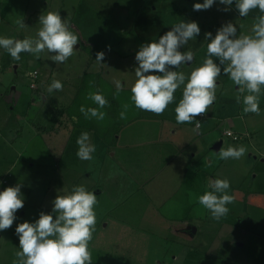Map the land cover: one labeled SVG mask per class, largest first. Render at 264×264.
<instances>
[{
    "label": "rangeland",
    "instance_id": "obj_1",
    "mask_svg": "<svg viewBox=\"0 0 264 264\" xmlns=\"http://www.w3.org/2000/svg\"><path fill=\"white\" fill-rule=\"evenodd\" d=\"M126 1L0 0V36L36 39L41 28L40 15L53 11L60 12L79 37L74 55L62 64L52 61V54L47 50L40 59L22 53L21 59L14 61L5 50L0 49V181L4 189L18 183L22 185L25 207L17 213L21 218L18 222L34 220L42 211L51 212L52 200L58 189L71 190L74 185L84 184L89 191H95L98 200L97 223L89 243L93 264H178L181 248L187 247L189 251L193 248V236H200V231L206 229L203 236L211 233L208 238L212 235L223 237V230L219 223L218 228H201L193 215V212H198L193 210V205L199 204L198 197L211 190L203 177L194 178L196 188L190 190L187 200H182V194L188 192L186 183L183 184L184 172L190 171L186 179L190 182L199 168L193 165L202 159L197 157L193 162L186 160L191 158L192 153L203 149V143L192 142L191 146H185V150H182L172 136L174 131H170L169 125L158 136L157 130L161 129L156 130L159 125L156 123L160 121L161 124L162 119L154 124L141 122L143 116L140 114L146 111L135 107L130 99L132 93H128L131 90L123 88L117 91L114 88L117 82H126L124 85L128 87L135 76L131 68L133 60H128L126 56L136 50L139 39L129 33L124 22V25L119 24L116 16L123 10L133 12ZM196 2L202 3L203 0H157L156 6L165 3L162 22L169 28L182 20H194L205 33L209 32L207 28L210 27L215 34L230 16L236 20L238 27L241 22L245 28L252 29L256 22V17L250 19L249 15L247 20L240 21L242 18L234 11V5L230 12L220 11L219 8L223 6L219 5L209 10L194 11ZM19 20H24L25 27H19ZM101 50L106 52L103 64L95 58ZM206 53L205 47L196 52L199 61L193 68L202 63ZM10 62L16 65L6 66L5 63ZM30 72H37V78H30L27 75ZM54 79L63 82V90L57 97L44 94L47 96L44 99L41 93L48 91ZM73 89L76 90L71 93ZM96 91L102 92L109 102L102 109L107 113L103 121L85 118L80 112L82 105L97 107L87 99L90 92ZM54 93L50 92L52 95ZM238 95L237 86L227 76L218 77L217 100L214 103L216 116L204 113L208 125L204 132L216 143L210 146L212 149L207 148L214 164L210 168L205 164L203 166L206 172L216 171L220 177L223 171L220 172L219 168L227 162L229 172L226 174L232 177V184L237 183V188L242 187L232 190L231 194L240 202L249 198L251 202L255 201L253 206H264V92L260 96V114L244 113L243 105L236 101ZM181 98H177L175 103ZM175 103L168 106V113ZM124 105H128L127 119L120 121L118 119ZM168 117L171 118V115ZM210 117L216 123L212 124ZM183 129L192 133L193 138L200 139L191 124ZM85 131L96 146L91 160H81L76 155L77 138ZM227 131L233 132L238 141L225 135L223 138L222 134ZM219 132L222 134L219 135ZM99 137L106 143L102 151H99ZM68 138L70 142L67 146ZM221 141H225V149L231 143L235 147L245 146L247 152L240 159H221ZM127 145L130 147L129 153L122 156ZM107 157H112L114 161ZM238 173L242 174V179ZM223 220L225 218L219 221L223 223ZM15 227L16 223L12 228L0 232V264H13L17 259L16 253L20 249ZM229 231L224 235L232 236ZM181 237L185 239L183 243L179 239ZM201 240L197 238L194 246ZM227 241L220 238L219 244ZM198 257L202 259L204 255L198 254ZM201 259L191 258L189 264H199ZM219 260L224 264H227L226 260L229 261Z\"/></svg>",
    "mask_w": 264,
    "mask_h": 264
},
{
    "label": "clouds",
    "instance_id": "obj_2",
    "mask_svg": "<svg viewBox=\"0 0 264 264\" xmlns=\"http://www.w3.org/2000/svg\"><path fill=\"white\" fill-rule=\"evenodd\" d=\"M214 5L223 6L220 11H238L246 18L251 10L259 9L251 35L240 31L231 21L219 27L215 34H204L207 53L202 63L194 67L189 75L179 71L181 65L194 63L192 51H182L189 41L198 38L201 27L197 21L182 20L158 39L143 43L135 54V82L131 86V101L136 108L163 114L168 106L176 102L175 93L183 86L182 98L174 109L178 124L195 123L201 114L207 113L216 100L218 77L227 76L240 93L237 103L243 105L244 113L260 114V96L264 92V0H203L193 5L194 11L209 10ZM20 28L25 27L24 20L17 21ZM40 30L36 39L26 37L16 39L0 36V49L5 50L14 61L21 59L22 53H28L40 59L45 50L52 54L56 64H62L74 55L79 43L78 35L71 30L60 12H43L39 17ZM106 52L96 54V60L102 63ZM103 64V63H102ZM33 79L37 72H30ZM63 82L54 79L48 86V92L62 90ZM124 84L117 82V91ZM247 93V94H245ZM87 99L97 107L82 105L80 112L85 118L103 121L107 115L102 111L108 100L100 92H90ZM120 112L121 119H127L128 105ZM231 134V133H229ZM76 155L81 160H91L96 146L91 142L88 132H82L76 141ZM247 152L245 146L221 148V159H240ZM208 187L198 197V202L211 212L214 220L225 217L229 204L235 200L229 193L231 182L226 178H210ZM97 193L89 191L84 184L74 185L71 190L58 189L52 200L51 212H40L34 220H23L17 215L25 207L22 185L2 188L0 181V232L12 228L16 223L15 234L19 249L13 264H93L89 243L97 223Z\"/></svg>",
    "mask_w": 264,
    "mask_h": 264
},
{
    "label": "crops",
    "instance_id": "obj_3",
    "mask_svg": "<svg viewBox=\"0 0 264 264\" xmlns=\"http://www.w3.org/2000/svg\"><path fill=\"white\" fill-rule=\"evenodd\" d=\"M126 2L128 5V8H130L133 12H131L129 10H127V11L123 10L122 13H119L116 16L118 18L117 20H118L119 24L124 25L123 24V22H124L126 24L124 26L128 27L129 33H132V36L134 35L135 39H139L138 40L139 45L137 47L135 46L136 50L129 52V55L126 56V57H128V60H133L131 62V68L135 72V67H134V65H135V54L139 50V47L145 42H150L152 39H158V37L160 35H163L165 32H167L171 28L167 27L165 25V23L162 22L164 17H165V13L162 12L165 10V3L164 4L160 3V5L156 6L157 0H127ZM234 11L238 12L235 9H234ZM253 12H255V13H253ZM258 14L261 15V13L256 12V10L254 9V10L250 11V15L248 17L250 19H253V18L257 17ZM244 19L247 20L246 18H242V20H240V21H244ZM229 21H231L232 23H236V20L234 21L231 19V16H230V18H228V20L226 22H229ZM224 23L225 22H223V24ZM209 28H207V31H210ZM239 28H240V31L243 32L245 35H251L252 34V29L245 28L244 23L239 22ZM212 32H213V30H212ZM204 34H205V31L202 30L201 34L198 36L197 40L194 39V40L189 41L188 45L185 46V49L184 48L181 49L182 51H184V50L185 51H188V50L192 51L194 58H195L193 64L181 65V67L179 68V71L184 72L186 76L191 73V71L193 69L192 66H195L198 64L199 60H198V57L196 55V52L202 51L203 47H205V49H207V42H204ZM213 34H214V32H213ZM3 60H5V57L3 58ZM5 64H6V66L16 65L15 63H11V62L5 63ZM41 73L43 74L42 70H41ZM86 75H88V73ZM51 76H52V78L54 77L53 72H52ZM132 78H131L132 81L129 82L128 87H124V88L131 90V86L135 82L136 77L134 76ZM43 79H44V74H43L42 80ZM50 79H51V77L49 78V80ZM124 84H126V82ZM114 88H117V85H114ZM75 90L76 89H73L71 93H73ZM54 92H55L54 95H52V94H50V92L43 90L41 93V96H43L44 99L47 98V96H45L44 94H46V95L49 94V96L57 97L58 94L60 93V90L54 91ZM128 93H131V91ZM182 93H183V87L181 89L178 88L176 91V94H178L176 99L180 98V96H182L181 95ZM175 107H176V103H175L174 108L172 110L173 113H172L171 109L169 110L170 113H168V111L166 109L165 112L163 114H160V115H157L153 112H148V111H146L145 114H143L141 112L142 114H140V116H143V117L140 120H142L141 122H143V123L145 122V123L154 124V122H157L156 120L162 119L161 124L159 123L160 121H158V123H156V124L161 125V127L159 125H158V127H156V130L161 129L160 131L157 130L158 136L161 135L162 130L165 131L166 125H169L170 131H174L172 136L175 139H177L176 141H178L182 150H185V148H184L185 146H191L190 143H192V142L195 143L197 141L202 142L203 145L205 146L203 149H201L195 153H192L191 158L186 160V161L190 160V162H193V161H195V159L197 157L202 159L197 165L196 164L193 165L194 168H197V166L199 168L195 171L196 176L192 177L190 182L186 181V179L190 175V171L186 170L184 172L186 175L184 176L185 180H183V184L186 183V185L188 187L187 188L188 192L186 194H182V200H187L189 198L190 190L196 188V186H197L194 182V178H195V180H197L198 178H200L199 176H201L204 178V182H205V180L207 181L205 183L208 185V181L210 178L219 177L217 175L216 171H214V169H213V171H214L213 173H208L204 170V166H203L204 164L209 168L213 166L214 160H212V158L207 153V148H210V146L213 147V145L216 143L214 140H210V136H208L204 132V130H206L208 128L206 121L203 123V126L201 128L202 130H197L195 128L196 127L195 123L178 124L176 121V118H175L176 117V114L174 111ZM214 107H215V104L210 106L208 109L207 113L213 114L211 116H216V115H214L215 114L214 111L216 110ZM16 109H18V107H16ZM16 109H15V113H17ZM154 115H156L157 117H152ZM168 115L169 116L171 115V118H169ZM144 116H146V117H144ZM72 118H73V116H72ZM21 120L22 119H20V121ZM118 120H120V121L122 120L120 118V115H119ZM210 120L212 121V124H213V122L216 123L215 120L214 119L212 120L211 117H210L209 121ZM218 122H220V124H222L221 121H218ZM188 124H191V126L196 130L197 137H199L200 139L193 138L192 133H190L188 130L183 129L184 126L185 125L187 126ZM66 128L70 129L68 127H66ZM176 128L179 129L180 131L176 130ZM54 130L55 129H53V131ZM212 130H213V128H212ZM218 134L221 135L222 133L219 132ZM222 136L224 138V133L222 134ZM69 142H70V138H68V140H67V143H66L67 146L69 145ZM99 142H100L99 143V148H100L99 151L100 150L102 151L105 149L106 143L100 137H99ZM235 142H237V141H235ZM131 144L132 143H130V145ZM163 145H165V143H163ZM224 146H225V143H223L222 147L224 148ZM230 146H231V143H229V147ZM129 148L130 147L128 145L124 148V150L122 151V153H123L122 156L129 153L128 152ZM210 149H212V148H210ZM108 151H110V150H108ZM112 152H113V150H112ZM101 153H103V152H101ZM107 155H109V154H107ZM162 155H164V153ZM113 156H115V155H113ZM249 158L252 159L253 155H252V158H251V156ZM107 159L111 160L112 157H107ZM246 160H248V159L246 158ZM106 161H105V163H106ZM112 161H114V160L112 159ZM226 164H227V162H226ZM226 164H224V166H223L224 168L220 167L223 169L219 168L220 172L223 171L222 176H220L219 178H226L231 182L232 177L228 176L226 174L229 172V171H227ZM104 168H105V165H104ZM116 168H117V166H116ZM238 175H239V173H238ZM238 177L240 179H242L243 176H242V174H240ZM201 180H203V179H201ZM245 183H246V180L243 182V185ZM236 184L237 183L232 184V182H231V188L229 190L230 194H231L232 190H235L237 188V186H235ZM240 188L242 189L241 186H239V188H237V189H240ZM251 201H252V199L247 198L245 201L240 202V199L235 197L234 202L232 204L228 205L230 211L225 217H223V218H225V220H223V223H221L220 221L217 222V220H214L211 216V212L208 211L207 209H205L202 205H200V204H198V206L196 204L193 205V210L198 211L196 213L193 212V215L195 216L196 221H198V226H200L201 228L210 227V226L217 227V223H219V227H222L221 229L223 230V237L222 236H215L214 237L212 235L211 237L208 238V236L211 233L203 236V234L206 233V229L203 232L200 231V236H199V234H196L195 236H193V239H192V242H193L192 247L193 248L191 249V251H189V248H187V247L181 248V251L179 252V255L177 257L178 264H189L190 262H192L191 258L201 259L200 257H198V254L204 255V257L199 261V264H224V261H220L219 259H229V261L226 260L227 264H264V211H263L264 206H253V202H255V201L254 200H253V202H251ZM195 206H197L198 208ZM259 209H263V210H259ZM200 211H202V213H200ZM227 216L230 218L229 220H228ZM226 218H227V221H226ZM214 225H216V226H214ZM221 229H219V230H221ZM228 230H230L229 232H231V235L233 234L232 236H230V235L225 236L224 235V233L227 232ZM199 237L202 238V240H201L202 242L200 241L198 245L195 244V246H194V243L196 242L197 238H199ZM220 238L228 239V241H227L228 244L225 242L219 244ZM179 239L181 240V242H182V240H185L183 237H181ZM222 244H224V245H222ZM229 252H232V253H229ZM189 253H190V255H189ZM191 254H192V257H191ZM228 254H231V256L228 257ZM216 258H218V259H216ZM193 263H195V262H193Z\"/></svg>",
    "mask_w": 264,
    "mask_h": 264
},
{
    "label": "built area",
    "instance_id": "obj_4",
    "mask_svg": "<svg viewBox=\"0 0 264 264\" xmlns=\"http://www.w3.org/2000/svg\"><path fill=\"white\" fill-rule=\"evenodd\" d=\"M30 78H32V77L30 76ZM36 78H37V76H36ZM206 119L207 118H206L205 114H201L198 117V120L200 121V127L199 128L196 127V128L197 129H201L202 126H203V123L206 121ZM229 133H231V134H229ZM224 135L227 136L228 138H233L235 141H238V137H236L235 134L233 132H231V131L225 132ZM223 143H224V141H221L219 144L223 145Z\"/></svg>",
    "mask_w": 264,
    "mask_h": 264
},
{
    "label": "trees",
    "instance_id": "obj_5",
    "mask_svg": "<svg viewBox=\"0 0 264 264\" xmlns=\"http://www.w3.org/2000/svg\"><path fill=\"white\" fill-rule=\"evenodd\" d=\"M256 12L260 13V12H259V9H257V11H256ZM253 13H255V12H253ZM249 15H250V13H249Z\"/></svg>",
    "mask_w": 264,
    "mask_h": 264
}]
</instances>
